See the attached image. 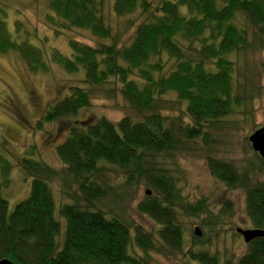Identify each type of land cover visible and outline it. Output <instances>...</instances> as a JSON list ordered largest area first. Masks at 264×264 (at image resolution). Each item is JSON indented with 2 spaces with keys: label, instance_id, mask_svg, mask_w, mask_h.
I'll return each instance as SVG.
<instances>
[{
  "label": "trees",
  "instance_id": "obj_1",
  "mask_svg": "<svg viewBox=\"0 0 264 264\" xmlns=\"http://www.w3.org/2000/svg\"><path fill=\"white\" fill-rule=\"evenodd\" d=\"M5 10L0 9L1 54L15 53L29 73H46L53 63L82 79L49 103L38 122V127L43 121L60 126L65 138L55 152L62 167L54 169L30 156L17 159L31 184L28 196L11 212L2 192L13 164L0 151V260L146 264L140 252L181 256L182 264H264L263 238L247 244L236 260L222 259L204 246L208 243L201 236L192 235L186 246L179 215L207 218L214 209L203 200L191 202L172 174L178 162L174 158L192 145L209 153V174L226 189L241 190L252 227L264 229V182L250 174L262 172L264 161L255 153L257 170L255 162L237 168L210 154L218 142L211 136L214 131L245 125L253 114L256 95L241 92L238 57L264 50V0H48L44 23L54 37L81 30L106 41L92 46L69 39L68 52L53 48L48 58L30 42L22 23L14 24L13 34ZM107 10L118 19L143 16L128 44H118ZM15 29L26 32L25 37L18 39ZM259 70L264 75V62ZM109 83L118 84L123 100L140 118L71 121L91 99L109 94ZM111 167L152 191L137 210L155 223V231L99 208L112 194L104 179ZM230 210L226 201L222 212Z\"/></svg>",
  "mask_w": 264,
  "mask_h": 264
},
{
  "label": "rangeland",
  "instance_id": "obj_2",
  "mask_svg": "<svg viewBox=\"0 0 264 264\" xmlns=\"http://www.w3.org/2000/svg\"><path fill=\"white\" fill-rule=\"evenodd\" d=\"M48 0H0V9L5 8L9 29L13 30L16 22L24 25L29 32L31 43L44 51L45 57H49L53 48L61 52H68V40L77 39L95 46L100 39L92 37L86 31H68L59 37H54L49 27L45 25L44 12L47 10ZM112 1V0H108ZM154 2L156 0H153ZM110 4V3H108ZM107 10V16L113 24L112 31L118 36V44H128L136 22L143 20L139 13L125 18H115ZM16 30V29H15ZM18 39L25 37L26 32L16 30ZM19 38V34H21ZM17 36V35H16ZM122 42V43H120ZM264 62V50H256L238 57L239 71L238 83L243 88L242 93H254L256 95L252 106V116L245 125L233 127L229 130L221 128L211 134L217 139V144L210 154L225 158L240 168L248 162H255V170L259 163L255 160V152L248 143V137L254 131L264 126V75L259 70L260 63ZM46 73H29L22 60L15 53H0V151L12 164L10 182L3 188V196L8 202V211L24 200L30 191L31 178L19 169L17 159L30 156L43 161L48 166L59 169L62 167L55 147L64 140L60 136L58 123L43 121L40 127L38 122L45 113L46 106L53 103L68 93V89L74 85H80L82 75L80 73L68 74L59 66L50 63ZM111 92L105 96H97L90 101V106L82 110L73 120L96 119L104 117L117 122L123 117L129 116L139 119L136 113L129 109L123 100L118 84L106 85ZM184 105H182L183 107ZM181 106H176L179 109ZM175 115L177 113H174ZM34 147V152H31ZM198 153V154H197ZM209 153L196 151L192 145L188 153L176 156L178 160L174 165H167L174 170L172 172L179 180L182 193L191 202L203 200L210 209H214L212 217H186L179 215V220L185 230L186 246L190 245L191 236L195 227H198L204 243L213 252H218L222 259L236 260L246 250V245L236 229H252L251 222L245 213V197L241 190H228L217 182L208 172L206 155ZM105 181L112 186L111 196L98 205L99 208L118 215L129 223L142 226L146 231H155L156 225L147 216L137 210V204L152 191L141 180L136 183L116 171L108 168ZM257 181L264 182V170L262 172H250ZM72 190H75L72 188ZM149 191V194L146 193ZM56 193L61 195L60 188L56 187ZM226 201H230V213H223L222 208ZM58 217V209L55 212ZM139 256L146 264H182L181 256H165L157 253H140Z\"/></svg>",
  "mask_w": 264,
  "mask_h": 264
},
{
  "label": "water",
  "instance_id": "obj_3",
  "mask_svg": "<svg viewBox=\"0 0 264 264\" xmlns=\"http://www.w3.org/2000/svg\"><path fill=\"white\" fill-rule=\"evenodd\" d=\"M248 142L252 150L264 161V126L254 131L249 137ZM149 194V192H146ZM194 235L201 236L198 227L194 228ZM237 233L241 235L245 244H249L251 241L257 238L264 239V229L252 228V229H237ZM0 264H12L6 259H1Z\"/></svg>",
  "mask_w": 264,
  "mask_h": 264
},
{
  "label": "bare ground",
  "instance_id": "obj_4",
  "mask_svg": "<svg viewBox=\"0 0 264 264\" xmlns=\"http://www.w3.org/2000/svg\"><path fill=\"white\" fill-rule=\"evenodd\" d=\"M251 135V134H250ZM249 135V136H250ZM217 143H215V146H216ZM215 147L212 148V150L214 149ZM217 157V156H216ZM259 157V156H258ZM260 158V157H259ZM261 159V158H260ZM262 160V159H261ZM263 161V160H262ZM214 178V177H213ZM215 179V178H214ZM216 180V179H215ZM218 182V180H216ZM220 183V182H219ZM147 192V191H146ZM149 192V191H148ZM237 229H240V228H237ZM237 229H236V233H237Z\"/></svg>",
  "mask_w": 264,
  "mask_h": 264
}]
</instances>
